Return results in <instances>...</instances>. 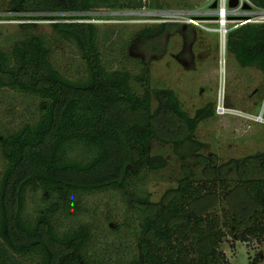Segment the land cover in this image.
<instances>
[{
    "label": "trees",
    "instance_id": "obj_1",
    "mask_svg": "<svg viewBox=\"0 0 264 264\" xmlns=\"http://www.w3.org/2000/svg\"><path fill=\"white\" fill-rule=\"evenodd\" d=\"M250 1L264 9V0ZM5 6L16 14L8 19L50 20L54 33L74 42L83 73L61 72L51 60V40L32 33V22L19 23L15 41L0 47V90L32 97L37 113L0 132V264H228L223 238L263 241L264 152L219 166L198 158L201 174H182L152 201L148 173L167 164L152 153L153 142L170 144L181 159L195 154L203 144L194 131L213 115L212 104L188 115L173 89L149 88L147 65L137 73L107 68L97 24L33 14L79 11L63 17L88 19L93 10L140 8L141 0H7ZM156 25L137 35L162 33L166 24ZM226 51L240 67L258 69L264 82V23L229 29ZM98 194L115 209L101 210L103 220L89 204ZM29 195H39L31 214ZM117 209L120 224L111 216ZM105 229L122 233L126 255L113 262L93 247Z\"/></svg>",
    "mask_w": 264,
    "mask_h": 264
},
{
    "label": "rangeland",
    "instance_id": "obj_2",
    "mask_svg": "<svg viewBox=\"0 0 264 264\" xmlns=\"http://www.w3.org/2000/svg\"><path fill=\"white\" fill-rule=\"evenodd\" d=\"M6 1L0 0V47H8L15 41L21 30L19 23H35L31 27L32 33L51 40V60L55 66L70 77L82 75L83 60L71 39L54 33L48 19H8L7 16L16 14L6 9ZM210 1L141 0L140 8L93 10L89 12L88 19L63 17L81 16L83 12L79 11L33 13L62 17L54 22L97 24L100 56L105 66L112 70L126 67L137 73L139 65H147L149 88L173 89L188 115L192 116L196 109L207 103L212 104L213 115L200 121L194 131V138L203 144L195 154L181 159L170 144L153 142L152 153L161 154L167 161L161 170L148 173L144 185L154 202L160 200L167 189L175 187L182 174L202 172L204 167L197 162L198 158H207L210 166H219L230 159L264 152L262 73L255 67H240L233 55L226 51V42L222 52L221 36L217 30L219 27L212 19ZM150 11H156V17L149 16L147 13ZM170 19L174 21H165ZM192 19L197 24L190 23ZM159 23H166L162 33L148 37L137 35L147 25L157 28L156 24ZM235 24H226L227 30L235 28ZM218 104L224 106V113L217 112ZM36 115V101L32 97L7 88L0 90V132L16 129L25 121L33 120ZM259 115L263 120L257 122L254 118ZM184 150L180 149L181 152ZM2 166L0 158V169ZM29 196L26 201L27 214L36 212L35 203L39 195ZM97 196L89 204L100 209L97 215L103 220L101 210L108 214L106 210L113 212L115 209L111 207L112 202L107 196ZM214 212L219 215V208ZM111 216L117 223H123V212L120 209ZM104 231L109 232L107 229ZM120 235L122 233L106 234L100 231L93 242L94 250L101 256L111 257V262L123 257L126 250L119 245ZM220 249L228 264H264V239L247 243L227 236L223 238Z\"/></svg>",
    "mask_w": 264,
    "mask_h": 264
},
{
    "label": "built area",
    "instance_id": "obj_3",
    "mask_svg": "<svg viewBox=\"0 0 264 264\" xmlns=\"http://www.w3.org/2000/svg\"><path fill=\"white\" fill-rule=\"evenodd\" d=\"M213 3L216 4L214 8L211 7ZM228 3L229 0L210 1V9L213 14L212 19L215 23L218 24L219 27L217 30L219 31L221 36L220 42H221L222 52H224L225 49V42H226L225 39L228 32L226 24L236 23L235 26L237 27L245 23H264V9L254 6V4H252L250 0H237V4L234 7H230ZM245 4L248 6L247 8H244ZM155 12L156 11L153 12L150 11L147 14L149 16L156 17L157 14ZM87 15H89V12H87ZM165 21H174V20L170 19ZM189 22L192 24H197L194 23L193 19L189 20ZM222 63L223 64L225 63L224 59L222 60ZM217 112L224 113L225 112L224 106L218 104ZM254 120L258 122V121H262L263 118L261 115H259L256 116Z\"/></svg>",
    "mask_w": 264,
    "mask_h": 264
},
{
    "label": "water",
    "instance_id": "obj_4",
    "mask_svg": "<svg viewBox=\"0 0 264 264\" xmlns=\"http://www.w3.org/2000/svg\"><path fill=\"white\" fill-rule=\"evenodd\" d=\"M236 4H237V0H229L228 5H229L230 7H234V6H236ZM215 6H216L215 3H213V4L211 5L212 8H214ZM247 7H248V6L245 4V5H244V8H247Z\"/></svg>",
    "mask_w": 264,
    "mask_h": 264
},
{
    "label": "flooded vegetation",
    "instance_id": "obj_5",
    "mask_svg": "<svg viewBox=\"0 0 264 264\" xmlns=\"http://www.w3.org/2000/svg\"><path fill=\"white\" fill-rule=\"evenodd\" d=\"M166 24V23H165ZM165 28H166V25H165ZM165 28H164V30H165Z\"/></svg>",
    "mask_w": 264,
    "mask_h": 264
}]
</instances>
